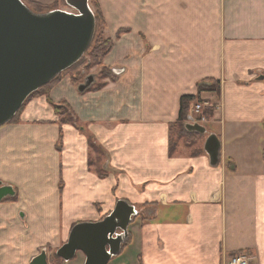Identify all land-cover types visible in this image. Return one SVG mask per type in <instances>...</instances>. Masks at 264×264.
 <instances>
[{
  "label": "crops",
  "instance_id": "obj_1",
  "mask_svg": "<svg viewBox=\"0 0 264 264\" xmlns=\"http://www.w3.org/2000/svg\"><path fill=\"white\" fill-rule=\"evenodd\" d=\"M98 2L115 43L104 65L121 73L84 94L64 76L0 128V184L15 192L0 202V264L58 251L74 225L121 200L139 215L109 264H228L244 253L264 264V0ZM210 79L221 91L202 94L213 113L200 125L220 140L216 166L187 146L169 152L181 98ZM64 102L82 128L61 124L51 103Z\"/></svg>",
  "mask_w": 264,
  "mask_h": 264
},
{
  "label": "water",
  "instance_id": "obj_2",
  "mask_svg": "<svg viewBox=\"0 0 264 264\" xmlns=\"http://www.w3.org/2000/svg\"><path fill=\"white\" fill-rule=\"evenodd\" d=\"M65 1L74 12L37 14L22 0H0V128L17 116L34 93L76 65L91 47L96 18L90 0ZM95 83V76H87L78 92L86 93ZM202 134L207 136L204 152L216 166L220 140L206 131ZM0 186V202L15 196L11 186ZM138 215L134 206L119 201L103 220L76 224L57 257L70 262L81 252L84 264H109L121 254L129 226ZM30 264H49L46 250Z\"/></svg>",
  "mask_w": 264,
  "mask_h": 264
},
{
  "label": "trees",
  "instance_id": "obj_3",
  "mask_svg": "<svg viewBox=\"0 0 264 264\" xmlns=\"http://www.w3.org/2000/svg\"><path fill=\"white\" fill-rule=\"evenodd\" d=\"M24 3L33 12H35L37 14L43 13V9L40 11L39 10H36V11L33 10V9L39 8L38 2L25 1ZM90 5L94 11L95 18H96V32H95L93 43H92L91 47L89 48L88 52L85 54V56L76 65H74L72 68H70L66 72L62 73L53 82L44 86L38 92L34 93L27 100L25 105L28 103V101H30L31 99H33L35 97H38L41 95H48L49 92L51 91V89L64 76H70L72 79V83L76 87H79V85L84 83L87 76L84 77L82 75L80 68L83 65L82 64L83 60L87 57V55H89V53H91L93 60L97 64V65L96 64H94V65L102 66L104 69L103 70L104 72H102L103 79L101 80V83L96 82L88 91H97V90L103 89L106 86V83H104V80H107V79L115 80L116 77H115L114 72H112L109 68H107L104 65V60H105L106 56L114 48L115 43L111 38L107 37L105 34L106 21H105V18L103 16V13H102V10H101V7H100L98 0H90ZM53 10H56V9L55 8L50 9L49 12H51ZM99 25H101V27H102V29H104V31L102 30L100 37L99 36L97 37ZM122 34H123V31L118 34V38H120ZM82 78L84 79L83 82H81ZM220 91H221V83L219 81L213 80V79L204 80L203 82L198 84L196 95H185L181 98L178 120L175 123H172L170 125V149H169L170 156H173L178 152V147L180 146L179 142L183 139H185V140H188V139L189 140H197V139H202L204 137L207 138L206 135L202 134L205 131L207 132L205 127L200 125V121L202 118L200 116L198 118H196L195 123L190 122V118L194 119V114H193L194 109L193 108H195L196 105L203 103L202 102V94H204V93L219 94ZM51 104H52L56 114L60 117L61 124H70V125H73L77 128H82V125L80 124L77 116L74 114V112L72 111V109L70 108V106L66 102L61 103V104H54V103H51ZM25 105L19 111L17 116L10 123L16 121L19 114L24 109ZM212 113H213V109L211 107H206L202 111V115L206 116V117H210L212 115ZM61 139H62V134H61ZM89 145H90L91 150L99 149L95 140L91 136L89 137ZM58 148H59V146H58ZM202 153H204L203 148L202 149L199 148L197 150L192 151V155H195V156L200 155ZM99 175L101 177H104V176H106V172L105 171H103V172L99 171ZM56 259H60V258H58L56 255Z\"/></svg>",
  "mask_w": 264,
  "mask_h": 264
},
{
  "label": "rangeland",
  "instance_id": "obj_4",
  "mask_svg": "<svg viewBox=\"0 0 264 264\" xmlns=\"http://www.w3.org/2000/svg\"><path fill=\"white\" fill-rule=\"evenodd\" d=\"M39 4V8L37 9H33L34 11L36 10H42L43 9V13L41 14H45V13H48L50 9H56V10H64V11H68V12H74L73 10H71L67 4H66V1L65 0H53V1H48V0H42L41 2H38ZM91 6V5H90ZM92 8V7H91ZM93 10V9H92ZM54 11V10H53ZM35 13V12H34ZM104 31V29H102L101 25H99V29H98V35L97 37L101 35V31ZM98 63V62H97ZM82 67L80 68L81 69V72H82V75L85 77V76H89V75H93L95 76L96 78V82L97 83H101V80L103 79L102 77V72H104L103 70V67L102 66H96V62L93 60L92 56H91V53H89V55H87V57L83 60L82 62ZM96 64V65H94ZM84 79L82 78L81 79V82H83ZM202 104H199L201 105V109L199 112H196V107L193 108L194 109V119L198 118L199 116L202 118L201 121L205 118H208L206 116H203L202 115V111L204 108H206L207 106L209 107V105H207L208 103H213V102H210V101H206V100H203L202 99ZM197 106V105H196ZM205 141H206V137L202 138V139H197V140H181L179 142V145L180 146H188L189 148H192L191 151L193 150H197L199 148H203L204 149V144H205ZM186 145H185V144ZM92 153L94 154V156L92 157V162L93 163H97V167H98V171H104L103 170V164L105 162V155L102 151H100L99 149H96V150H92ZM46 253H47V256H48V263L51 264V262H60L61 260L60 259H56V253H57V250H52V249H47L46 250ZM81 253H79L75 259L71 260V262L74 264L75 262H78L77 260H79V258L81 257ZM117 258V257H115ZM115 260V259H114ZM112 261V262H115V261ZM51 261V262H50ZM71 263V264H72ZM85 263V261H84Z\"/></svg>",
  "mask_w": 264,
  "mask_h": 264
},
{
  "label": "built area",
  "instance_id": "obj_5",
  "mask_svg": "<svg viewBox=\"0 0 264 264\" xmlns=\"http://www.w3.org/2000/svg\"><path fill=\"white\" fill-rule=\"evenodd\" d=\"M200 109H201V105H197L196 106V112H199ZM228 264H253V257L250 256L249 254H245V253L244 254H237L235 256H232L229 259Z\"/></svg>",
  "mask_w": 264,
  "mask_h": 264
},
{
  "label": "flooded vegetation",
  "instance_id": "obj_6",
  "mask_svg": "<svg viewBox=\"0 0 264 264\" xmlns=\"http://www.w3.org/2000/svg\"><path fill=\"white\" fill-rule=\"evenodd\" d=\"M2 188V186H0V189ZM48 261H49V259H48Z\"/></svg>",
  "mask_w": 264,
  "mask_h": 264
}]
</instances>
